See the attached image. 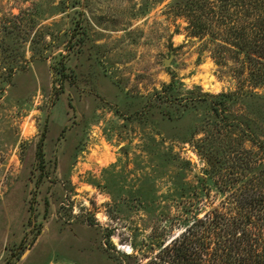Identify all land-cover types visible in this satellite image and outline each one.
Wrapping results in <instances>:
<instances>
[{
	"label": "rangeland",
	"instance_id": "rangeland-1",
	"mask_svg": "<svg viewBox=\"0 0 264 264\" xmlns=\"http://www.w3.org/2000/svg\"><path fill=\"white\" fill-rule=\"evenodd\" d=\"M239 1L0 0V264H146L264 193Z\"/></svg>",
	"mask_w": 264,
	"mask_h": 264
},
{
	"label": "trees",
	"instance_id": "trees-1",
	"mask_svg": "<svg viewBox=\"0 0 264 264\" xmlns=\"http://www.w3.org/2000/svg\"><path fill=\"white\" fill-rule=\"evenodd\" d=\"M249 1L252 6L254 2ZM220 2L226 3L223 5L225 13L229 12L231 5L240 6L239 0ZM260 7L261 13H264V5L258 3V9ZM225 13L222 15L223 24L226 19L231 20L230 15ZM198 28L204 30L203 27ZM231 30L238 42L247 41L246 32H237L235 28ZM247 53L255 63L250 69L252 77L264 79V15L259 17L252 46ZM127 256L134 259L131 255ZM146 264H264V193L254 189L250 195L236 198L226 213L217 209L193 222L181 237Z\"/></svg>",
	"mask_w": 264,
	"mask_h": 264
}]
</instances>
